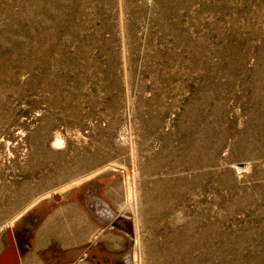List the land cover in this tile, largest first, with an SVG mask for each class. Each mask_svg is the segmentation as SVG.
<instances>
[{"label":"rangeland","instance_id":"1","mask_svg":"<svg viewBox=\"0 0 264 264\" xmlns=\"http://www.w3.org/2000/svg\"><path fill=\"white\" fill-rule=\"evenodd\" d=\"M41 200L124 238L70 260L264 264V0H0V251Z\"/></svg>","mask_w":264,"mask_h":264},{"label":"crops","instance_id":"2","mask_svg":"<svg viewBox=\"0 0 264 264\" xmlns=\"http://www.w3.org/2000/svg\"><path fill=\"white\" fill-rule=\"evenodd\" d=\"M27 214L22 215L20 220L23 219V222L13 230L20 253V264H103L101 248L99 252L94 250L90 257L80 260H70V255L64 254L70 247L71 237L79 235L80 217L86 222L81 235L83 243L90 242L93 237L100 234V242H104L107 250L114 251L118 250L124 240L113 232L103 234L101 228L90 221L86 210L76 205L72 206L71 202L64 203L58 208H51L48 201L41 200ZM4 247L5 245L1 251Z\"/></svg>","mask_w":264,"mask_h":264},{"label":"water","instance_id":"3","mask_svg":"<svg viewBox=\"0 0 264 264\" xmlns=\"http://www.w3.org/2000/svg\"><path fill=\"white\" fill-rule=\"evenodd\" d=\"M118 220L127 223L128 229L133 232L134 227L133 222L131 220H126L123 217L119 218ZM4 245V249L0 252V264H20V253L12 228H8L6 231L4 237Z\"/></svg>","mask_w":264,"mask_h":264}]
</instances>
